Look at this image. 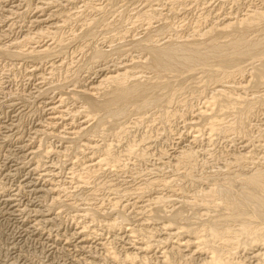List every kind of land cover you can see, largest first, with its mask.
<instances>
[{
    "label": "rangeland",
    "instance_id": "rangeland-1",
    "mask_svg": "<svg viewBox=\"0 0 264 264\" xmlns=\"http://www.w3.org/2000/svg\"><path fill=\"white\" fill-rule=\"evenodd\" d=\"M262 13L264 0H0V264H210L214 247L264 264V187L246 183L264 175ZM141 83L119 118L105 107Z\"/></svg>",
    "mask_w": 264,
    "mask_h": 264
},
{
    "label": "bare ground",
    "instance_id": "bare-ground-1",
    "mask_svg": "<svg viewBox=\"0 0 264 264\" xmlns=\"http://www.w3.org/2000/svg\"><path fill=\"white\" fill-rule=\"evenodd\" d=\"M262 15H264V13H262ZM170 49V48H169ZM155 50V49H154ZM178 51H180V50H178ZM174 52L173 51V48H172V50H165V49H157V51H155L154 53H153V62H152V64H153V66H155L157 69L158 68H165V67H167L168 66V64H169V62H170V60H172L173 58H174V56L176 55L175 53H181V52ZM152 53V52H151ZM189 53V52H188ZM175 54V55H174ZM187 54V53H186ZM240 54V53H239ZM180 55H182V54H180ZM193 55V54H192ZM196 55H198V54H196ZM243 55V54H242ZM186 56V55H185ZM185 56H183V57H185ZM177 57H179V56H177ZM189 57L190 56H188L185 60H186V63H187V61L189 60ZM191 58V57H190ZM177 59V58H176ZM179 59L180 60H182V59H184V58H182L181 56H180V58H178V62H179ZM184 61V60H183ZM173 63H174V60L172 61ZM182 62V61H181ZM180 62V63H181ZM171 63V62H170ZM184 63H185V61H184ZM184 63H181L182 65H184ZM170 65V64H169ZM180 65V64H179ZM152 66V67H153ZM170 66H172V65H170ZM169 66V67H170ZM185 67H186V65H185ZM162 70V69H161ZM261 76H260V78H262V76L264 77V63H263V65H262V68H261V71H260V73H259ZM121 76V75H120ZM128 76V75H127ZM116 77H117V74H116ZM115 77V78H116ZM124 77V76H123ZM223 79V78H222ZM113 80H115V79H113ZM125 80V79H124ZM122 81V80H121ZM121 84H122V82H121ZM142 84V83H141ZM134 85V84H132V85H134V86H132V87H127V88H123V90H122V92L121 93H119V95H117V96H113L112 97V99L110 98V100H108V102L107 103H105V107L107 108V109H111L112 107H115V105L116 106H118V104H121V103H119V102H121V101H123V100H125V99H128V98H131V97H135V98H142L143 97V95H144V93L148 90V87H146V86H144L143 84L142 85ZM146 85V84H145ZM123 86V85H122ZM119 87V86H118ZM147 88V89H146ZM151 88V87H150ZM150 90V89H149ZM118 91V90H117ZM119 91H121V90H119ZM147 93V92H146ZM146 93H145V95L144 96H146ZM150 98H148V100H149ZM90 103H92V105L93 106H96V101H91ZM100 103V102H99ZM147 104V103H146ZM210 104V103H209ZM91 105V106H92ZM98 105V104H97ZM141 105V104H140ZM92 106V107H93ZM100 106V105H99ZM99 106H98V108H99ZM145 106V105H144ZM105 107H102V108H105ZM119 107V106H118ZM209 107V106H208ZM95 108V107H94ZM93 108V109H94ZM205 108H206V106H205ZM213 108V107H212ZM107 109H106V111H107ZM202 109V108H201ZM207 109V108H206ZM96 110V109H95ZM112 110V109H111ZM127 110V109H126ZM207 110H209V109H207ZM234 110V109H233ZM110 111V110H109ZM108 111V112H109ZM122 109L120 110V109H117V110H112V112L111 113H113L114 114V116L115 117H118L119 118V116L118 115H122ZM213 111V110H212ZM206 112V111H205ZM123 113H124V111H123ZM202 113V112H201ZM112 115V114H111ZM203 115H204V113H203ZM201 116V115H200ZM115 117H114V119H115ZM209 117V116H208ZM112 118V117H111ZM203 118V117H202ZM120 119H121V117H120ZM214 119H216V118H214ZM220 121V120H219ZM212 122V123H211ZM211 122H208L210 125H211V127H210V130H212L213 132H214V126L215 125H217L218 123H220V122H218L217 120L215 121H211ZM221 124H222V122H221ZM219 126H220V124H219ZM218 126V127H219ZM216 127V126H215ZM82 128H84V127H82ZM216 129V128H215ZM217 132V131H216ZM213 135V134H212ZM113 158V157H112ZM101 161H102V159H101ZM243 162V161H242ZM103 163H104V161H103ZM101 165V164H100ZM95 166V165H94ZM95 168V167H94ZM103 171V170H102ZM98 172V171H97ZM91 173V172H90ZM260 173V172H259ZM259 173H257V174H253L252 176H249L246 180H247V182L246 183H248V185H251V186H254V187H257V188H263L264 187V175H261V173L259 174ZM93 174V173H92ZM84 175V174H83ZM237 180V179H236ZM250 186V187H251ZM231 187V186H230ZM251 188H253V187H251ZM264 189V188H263ZM212 190V189H211ZM221 190H223V188L221 189ZM224 192L222 191V194L227 198H229L230 196H231V192H230V190H229V188H228V190H227V188L225 187L224 188ZM251 193H247V192H244L243 194H241V195H243L245 198V203L246 204H248L247 203V201H246V199H248L249 200V198L250 197H252L251 195H250ZM250 195V196H249ZM254 195V194H253ZM240 198H241V196H240ZM243 198V197H242ZM231 199V198H230ZM232 199H234V197L232 198ZM240 200V199H239ZM229 202H230V200H229ZM241 202V201H240ZM248 202H250V201H248ZM242 203V202H241ZM240 203V204H241ZM244 203V202H243ZM259 203H261V202H259ZM240 204H233L232 205V209L236 212V213H240L241 211H243L241 208L242 207H239V205ZM260 205H263V203L262 204H260ZM241 206H246V205H242L241 204ZM248 206V205H247ZM247 206H246V208H247ZM264 206V205H263ZM263 206H260L261 208L263 207ZM256 209V208H255ZM262 209H258V210H254L255 212H257V215L258 214H260L261 212H263V210H264V207H263V210L261 211ZM241 214H242V212H241ZM264 214V213H263ZM260 215H262V214H260ZM259 216V215H258ZM261 217V216H260ZM249 223V222H248ZM112 226V225H111ZM252 226V225H251ZM251 226L249 227V226H247L246 225V227L245 228H243V230L242 229H240V230H242L243 232H245V233H251L252 234V232H255L256 231V229L254 230L253 228H251ZM113 227V226H112ZM170 227V226H169ZM168 227V228H169ZM211 228V227H210ZM209 228V229H210ZM217 227H214V228H212V229H210V230H212V232L214 233V235L217 237V238H219L220 240H221V244L224 246V249H225V246H229V247H236V245H237V242H238V240L239 239H237L238 237H236L234 234H232V230L230 231L229 229L230 228H228V230L229 231H225V229H224V232H222V231H219L218 229L219 228H217ZM259 231V230H258ZM260 231H263V230H260ZM174 233V232H173ZM245 233H242V235L243 234H245ZM202 235H203V233H202ZM241 235V236H242ZM254 235V234H253ZM201 236V235H200ZM199 236V237H200ZM239 236V235H238ZM198 237V239L200 240L201 238H199ZM262 237V236H261ZM203 238V237H202ZM205 238V237H204ZM197 239V240H198ZM205 239H207V238H205ZM194 240V239H193ZM196 240V241H197ZM208 240V239H207ZM210 240V239H209ZM201 241H202V239L200 240V242H196L197 244H202L201 243ZM211 241V240H210ZM190 242V241H189ZM205 242V241H204ZM192 243H194L193 241H192ZM191 243V244H192ZM207 244V243H206ZM209 244V243H208ZM213 244V243H212ZM184 245V244H183ZM193 245H195V244H193ZM202 245H204V244H202ZM195 246H197V245H195ZM194 246V247H195ZM222 246V247H223ZM175 247V246H174ZM179 247V246H178ZM198 247V246H197ZM173 248V247H172ZM180 248V247H179ZM212 248V247H211ZM200 249V248H199ZM202 249V248H201ZM179 250V249H178ZM195 250V249H194ZM206 250V249H205ZM213 250H215V251H213ZM213 250L212 251H209V252H211V256H209L207 253H206V251H208V250H206L204 253H206L207 255H208V257H210V259H211V261H210V264H234V263H232V262H230V261H224L223 260V258L221 257V255H219V253H217V252H219L218 251V249L216 250L215 249V247L213 248ZM228 250V249H227ZM230 250H232V249H230ZM200 251V250H199ZM217 251V252H216ZM169 252V251H168ZM186 252V251H185ZM195 252V251H194ZM203 251L201 250V253H202ZM230 252H233V251H230ZM237 252V251H236ZM228 253H229V251H228ZM227 254V253H226ZM256 257V256H255ZM130 258V257H129ZM164 260V259H163ZM165 261V260H164ZM204 264V263H203ZM207 264H208V262H207Z\"/></svg>",
    "mask_w": 264,
    "mask_h": 264
}]
</instances>
